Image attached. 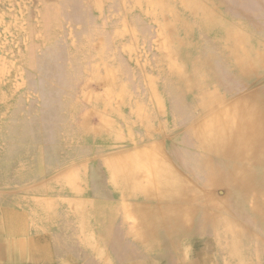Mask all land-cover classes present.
Instances as JSON below:
<instances>
[{"label":"bare ground","instance_id":"1","mask_svg":"<svg viewBox=\"0 0 264 264\" xmlns=\"http://www.w3.org/2000/svg\"><path fill=\"white\" fill-rule=\"evenodd\" d=\"M216 1L219 5H227L230 0ZM232 2L235 5H227V10L243 19L241 25L250 32V43L263 46L264 0ZM8 6V3L0 4V33L11 20ZM133 13V0H31V5L25 11V25H20L18 21L9 24L1 37L2 41L0 38V63L9 71L0 83V185L25 184L37 178L38 181L48 178L44 185L25 192L20 203L30 212L36 237L41 241L52 240L59 257L78 264H264V86L247 91V94L236 98L231 104L226 102L227 97L239 94L263 79L261 77L253 82L252 79L259 75L251 71L255 70L257 64L264 66V54L251 62L248 52L241 48L247 41L246 37L229 28L226 37L233 42L230 57L216 56L218 45L213 42L205 41L202 44V62L207 64L210 61L211 67L206 69L205 66H197L192 70L194 85L187 84L185 87L194 86L195 97L191 98L185 93L184 87L167 76H162L156 82L166 107L165 119L170 127L177 129L181 123L192 120L197 111L199 113L198 122L181 136L185 145L176 146V154L172 157L186 163L182 166L177 162L189 176L197 181L200 178L201 194L193 192L194 182L190 183L188 179L178 181L176 178L177 186L185 188L184 195L179 197L180 201L176 200L178 196L175 194L174 198L169 196L174 201L167 210L169 219L165 223L161 221L153 225L150 236L156 241L154 244L141 246L118 234V214L110 210L104 201L105 197L117 200L118 192L108 180L109 175L102 172L98 163L92 160L88 162V195L91 198L88 201V218L90 223L95 224L98 240H84L83 223H86L83 215L86 217L87 213L70 211L71 204L65 200L69 189L66 174L74 169L82 182L83 163L86 160L74 163V157H83L94 150L101 153L111 147V143L122 141L125 133L119 131L121 135L115 131L100 139L105 145L93 146L88 143V135L82 130L84 110L81 97L100 69L97 54L103 55L107 64L127 80L131 92L140 101L146 106L153 105L131 66L128 64L120 70L127 63L118 52V36L124 31L136 29L140 39L146 43V48L148 45L151 47V29L139 15ZM50 14L57 27L62 21H68L70 26H78L84 14L90 18L95 15L102 27L99 31L94 25L86 27L87 31L85 29L79 38H70V52H67L70 62L63 61L50 76L58 81L59 76L69 71L76 72L77 64L75 66L74 62L82 58L83 65L79 69L82 76L76 77L84 83L87 81L86 88L84 86L81 93L77 91L79 94L74 99H67L61 111L55 109L49 114H41L36 113V109L34 111L32 101L28 102L30 104L26 101L30 98L27 94H31L41 100L36 102V106L39 102L42 105L46 103L40 98V92H37V80L41 71L50 72L39 50L44 42L42 27ZM108 32L111 34L108 45H99L97 37L103 38ZM170 68L184 75L174 63ZM29 71L34 75H29ZM204 77H209L210 86L202 84ZM250 79L253 83L246 84ZM134 82L140 84L135 86ZM201 100L195 107V101ZM50 105L47 104L46 108ZM34 114L40 115L41 120L31 127L27 122ZM15 117L25 118V121L16 123ZM57 119L67 121L70 125L71 129L66 135H50L52 127L47 126ZM64 136L70 140V144L63 143L60 149L71 152V157L59 156L60 150L51 146L64 142ZM55 152L57 155L52 156L51 153ZM230 159L240 164H234L232 169H224L223 161L228 162ZM160 162L162 167L159 166ZM165 162L164 157L149 161L152 167V187L149 190L153 197L158 196L157 184L160 182L163 183L160 185L170 187V193L173 192L175 182L171 181L172 169L168 166L163 168ZM97 176L99 180L95 179ZM223 184L230 187L231 193L238 194L237 198L236 195L230 198L229 209L225 201L214 198L212 194L217 186ZM165 197V194L161 195V198ZM182 204L184 217L178 214L177 209ZM199 210L201 214L194 218ZM97 221H100L99 226L96 225Z\"/></svg>","mask_w":264,"mask_h":264},{"label":"rangeland","instance_id":"2","mask_svg":"<svg viewBox=\"0 0 264 264\" xmlns=\"http://www.w3.org/2000/svg\"><path fill=\"white\" fill-rule=\"evenodd\" d=\"M227 2L228 6L235 5V2H232V0ZM1 3L9 4L8 17H10L11 20L1 29L0 38L4 36V32L6 33V30H8L7 27L10 23L14 24L18 21L20 25H25V11L31 5V0H0V4ZM227 5H219L216 0H133V12H135L133 14L139 15L151 29V47L148 45L146 48V43L140 39L136 29L133 31H124L118 36V52L127 63H124L120 70L122 71L125 69L128 64L131 66L134 74L139 77L142 87L148 92V99L152 100L153 105L146 106V103L140 101L131 92L127 80H125L113 66L107 64L103 59V55L97 54L99 56L98 63L100 69L99 71L96 69L98 72L95 70V72H97V74L95 73L96 76L91 79L88 88L83 92L81 97V105L84 110L81 127L83 132L88 135V143L90 145H105L106 143L102 142L100 139L109 136L115 131L121 135L123 134L119 131L125 132L122 140H126L127 137H133V105H144L150 111L157 112L158 110H164L166 112L163 97L156 88V82L159 81L162 76H167L169 80L172 81L173 79L180 86L184 87L185 93L187 92L192 98L195 95L196 88L194 86H191V88L185 87L187 84L194 85L192 70L197 66H205L206 69L211 67L210 61H208L207 64L202 62L203 58L201 51L203 42H213L218 45L216 56L219 54L223 57H230V49L233 42L226 37L228 28L229 30L235 29L246 37L247 41L244 45H241V48L248 52L251 62L263 56L264 45L259 46L255 42L254 44L250 43L251 34L241 25L243 19L240 16L237 17L238 15H232L231 12L227 10ZM90 14L91 13L88 15L90 16ZM89 16L84 14L78 26H70L68 21L67 23L62 21L58 27L54 25L51 14L46 18L45 25L42 27L44 42L41 44L39 50L42 52L43 59L50 72L44 73L41 71V75L38 74V72L36 73L39 77L37 80V92H40L39 94L42 96L40 98L44 99L46 103L42 105L43 103L40 104L39 102V105L36 106V102L41 100L36 96L32 97L31 94H27L30 98H27L26 101V103L32 101V108L34 111L36 109V113L41 112V114H49L48 112L55 109L61 111L64 104L67 103V99H74L77 94L81 93L84 86L86 88L87 81L84 83L81 78L79 79L76 77L82 76L79 70L80 66L83 65L82 58L80 59L82 62H80V60L74 62L75 66L77 64L76 72L69 71L63 74V76H59V78H57L58 81H55V79L50 76L54 74L53 71L56 67L61 66L60 64L63 61L70 62L71 58H69L70 55L67 53L70 52V38H79L85 29L87 31L86 27H91L92 25H94L96 31L101 29V23L98 22L95 15L91 18ZM110 36L111 34L108 32L103 38L97 37L96 42L99 43V45L103 44L102 46H107V40ZM229 62L233 65L232 61ZM172 63H174L177 68L182 69L184 75H180L178 71L171 69ZM254 68L255 70L251 72L259 76L262 74V76L252 77V81L254 82L261 77H263V79L256 81L250 89L264 86V66L262 64H257ZM8 74L9 71L0 63V83ZM29 75H34V73L29 71ZM136 78L137 77H134V79ZM249 81L250 82L246 81V84L249 85L253 83L251 79ZM134 84L136 86L140 84V82H134ZM202 84L210 86L211 80L209 77L202 78ZM134 98L137 99L134 100ZM62 99L65 101L63 102ZM196 102L198 103V101ZM49 103H51L50 107L46 108ZM13 119H15L16 123L25 121V118L19 119L15 117ZM38 120H41L40 115L34 114L27 124L33 127L36 122L38 123ZM181 124L183 125V123ZM50 126L52 127L50 135L55 137L61 136L64 133L66 135V132L71 129L67 121L59 119L52 121L47 127ZM170 137H175L182 143L184 141L181 136L178 138L176 134H171ZM53 140L57 141L56 139ZM63 141L64 142L60 141L61 144L58 142L57 144L53 143L51 146L52 148L60 150V152H58L59 156L71 157V152L60 149L63 143L70 144V140L64 136ZM176 146L177 145L172 144L169 150L173 157L176 154ZM113 151L114 148L111 146L101 153ZM51 154L52 156L57 155L56 152ZM98 154H100L98 150L90 151L89 154L87 153V155L83 157L82 155L74 157L76 158L74 163H81L85 160L91 162L92 157ZM52 159H54V157H52ZM176 162L180 163L182 166H184L185 163H183L181 159H176ZM223 162V165L225 164L226 168L229 169H232V166H235L234 164H240L239 161L231 159L228 162ZM112 165L113 164H111V166ZM145 173H147V177L144 179V182L151 187V171L146 170ZM37 179L32 182L38 181ZM95 179L99 180V176ZM197 179L202 182L200 178ZM22 185H24V182L4 186L12 189ZM226 188L230 189L226 184L217 186L212 192L214 198L224 201L227 195L226 192L228 191ZM104 201L108 204L110 210L117 212V207L119 206L118 200H111L105 197ZM171 203H174V201L170 198V200L166 201L164 204L170 205ZM140 204L147 206L149 209L156 205L154 201L142 202ZM233 215L238 217L236 214ZM152 227L153 225H150L148 222L146 223L143 221V223H141L139 219L133 220V241L138 242L141 246H151L154 244L156 241L150 236V231L153 229ZM194 237L192 239H194Z\"/></svg>","mask_w":264,"mask_h":264},{"label":"crops","instance_id":"3","mask_svg":"<svg viewBox=\"0 0 264 264\" xmlns=\"http://www.w3.org/2000/svg\"><path fill=\"white\" fill-rule=\"evenodd\" d=\"M246 89L239 94L227 97L226 102L231 104L236 98L252 90L250 87ZM201 102L202 100L198 101V103L195 101V107ZM165 116L166 112L164 110L155 112L150 111L144 105H133V137H127L126 140L111 143L114 148L113 152L100 153L92 157V160L98 163V168L107 176L109 175L110 179L108 180L114 184L118 192V234L124 235L129 241H133V220L139 219L141 223L144 221L150 225H158L161 221L165 223L169 219L167 216L169 205L164 203L170 200L169 196L174 198L175 195L176 197L178 196L176 200L180 201L181 196L185 193L184 187L177 186L176 178L178 181L188 179L191 181L190 183L194 182L193 192L201 194L202 185L200 182L182 170L169 151L172 144L177 146L185 145L179 139L171 138V134H176L180 138L184 132L198 122L199 113L197 111L192 120L177 129L168 125V120L165 119ZM163 157L166 160V166L164 165L163 168L171 167L173 174L171 181L175 182V186L173 187V192L170 193V187L165 184L164 186L160 185V182L157 184L159 187L158 196L153 197L152 192L149 190L152 186L150 187L144 182L147 177L145 172L152 169L149 163L150 159L159 160L163 159ZM111 164L113 165L111 166ZM83 165L85 169L82 174L84 178L82 182L77 178L74 169H70L66 174L69 189L65 195V200L71 204L72 208L69 209L73 213L78 210L87 213L86 217L83 215V220L86 223H83L84 240L94 242L98 240V234L94 230L95 224L93 222L90 223L91 220L88 218V210L90 209L88 201L91 198L88 195L90 188L87 178L90 167L88 161H85ZM159 166L162 167L161 162ZM222 167L225 169L226 165L224 164ZM259 172H262V170H259ZM47 179L26 183L12 189L3 184L0 185V264H78L76 261L59 257L52 240L41 241L36 237L33 233L34 224L31 221L30 212L20 203L25 192L44 185L48 181ZM226 189L228 191L224 201L226 202L225 206L229 209L231 205L230 198H237L238 194L231 193L232 191L229 188ZM163 194L166 195L165 198H161ZM233 195L236 196L234 197ZM17 201L18 204H16ZM147 201H154L156 205L149 209L147 206L140 204ZM76 203L78 205L73 207ZM240 203L241 207L244 208L242 202ZM177 209L178 214L184 217L183 204L180 209ZM200 214L201 210L197 214L195 213L194 218H197ZM96 225L99 226L100 221H97Z\"/></svg>","mask_w":264,"mask_h":264}]
</instances>
